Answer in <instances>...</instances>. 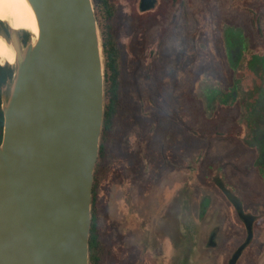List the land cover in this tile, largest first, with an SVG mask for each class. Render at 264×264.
<instances>
[{
	"label": "water",
	"instance_id": "1",
	"mask_svg": "<svg viewBox=\"0 0 264 264\" xmlns=\"http://www.w3.org/2000/svg\"><path fill=\"white\" fill-rule=\"evenodd\" d=\"M38 38L0 24L16 70L2 100L0 264H88L94 168L103 121V64L91 0H27ZM148 10L152 0H147ZM247 239L254 218L223 185Z\"/></svg>",
	"mask_w": 264,
	"mask_h": 264
},
{
	"label": "rangeland",
	"instance_id": "2",
	"mask_svg": "<svg viewBox=\"0 0 264 264\" xmlns=\"http://www.w3.org/2000/svg\"><path fill=\"white\" fill-rule=\"evenodd\" d=\"M182 1L158 0L153 13L156 21L150 23V29H153L151 31H154L157 41L165 33L184 31L188 34L189 70L186 79L181 76V72L177 75L174 72L171 74L172 83H161L162 73L158 69L157 88L151 84V89L148 90L147 87L144 88L143 80L139 83L147 97H155L156 94L155 133L149 105H146L139 120H135L133 115L123 124L118 117L114 119L109 134L111 144L108 164L103 167L98 180L94 220L102 234L108 229L115 231L123 222L128 226L136 224L141 233L145 231L153 235L155 241L161 242L163 249L165 242L173 243L170 251L172 264H202L204 261L199 252H191L187 248V241L193 242L200 237L201 246L197 250H205V255H211V249H205V243L202 244L203 241L210 240V233L202 231L203 215L200 214V206L206 196L214 197L204 224L213 220L216 208H223L218 200L220 193L211 182L213 167L218 160H226L227 152L236 137L235 132L240 128L234 126L236 122L233 121L235 113L239 111L238 101H235L236 104L227 102L224 105L215 101L217 82H229L224 54L221 52L217 55L218 50L222 51L221 32L223 27H227L225 25L230 26L227 22L236 19L241 25L250 27L246 10L262 13L264 18V0H185L188 9L185 30L181 25ZM113 4L111 9H107L92 2L94 12L97 13L95 18L101 55V32L109 29L112 23H109L107 17L111 15L114 24L119 26L124 13L125 7H115ZM241 7L245 9L242 10ZM104 11L105 16L100 17ZM1 23L11 30L6 22L0 21ZM16 32L26 34L29 41L33 40L30 33ZM242 49L244 56L238 49L237 64L245 57V46ZM169 51L167 47V52ZM240 67L241 65H237L236 69L239 70ZM10 68L14 75L16 66ZM7 92L8 90H4L1 93V105ZM129 93L132 102L136 98V91L132 86ZM165 94L171 96L178 114L187 113L188 122L184 131H187L188 140L184 149L180 147V136L169 128L172 124L180 129V121L167 122L168 111L162 98ZM224 207L226 209L227 205ZM186 215L198 220V225L185 226ZM234 230L237 248L246 234L238 222ZM224 234L229 233L225 231ZM229 246L228 243L220 246L219 264H228L235 251V248ZM212 255L217 256L216 252Z\"/></svg>",
	"mask_w": 264,
	"mask_h": 264
},
{
	"label": "flooded vegetation",
	"instance_id": "3",
	"mask_svg": "<svg viewBox=\"0 0 264 264\" xmlns=\"http://www.w3.org/2000/svg\"><path fill=\"white\" fill-rule=\"evenodd\" d=\"M91 1L101 8L111 9L113 2L115 7H125L118 28L110 15L107 17L109 23L112 22L109 29L101 32L103 119L113 123L118 117L123 124L133 115L135 120H139L146 105H149L154 122L152 129L155 133L156 94L155 97H147L139 83L143 80L144 88L147 87L148 90L151 89V84L157 88L158 69L162 73L161 83H172L171 74L174 72L176 75L181 72V76L186 79L189 70L188 34L184 31L175 34L165 33V36L157 41L154 31H151L153 29H150V23L156 21L153 13L158 0H152L148 10H144L149 6L147 0ZM185 3V0L181 2L183 10L181 25L184 30L188 21ZM246 11L250 18V27L241 25L236 19L227 22L230 26L225 25L227 27L221 28L222 51L218 50L217 55L221 52L224 54L229 82L226 81L224 84L217 82L215 101L222 105L227 102L236 104L235 101H238L239 111L235 113L233 121L236 122L234 126L240 128L235 132L236 137L234 136V143H231L227 152L228 157L225 154L226 160H218L213 167L211 182L220 193L218 200L223 208H216L213 220L204 224L214 197L206 196L200 206V214L203 215L202 231L210 233V240L203 241L202 244L205 243V249L207 247V250L211 249V255L207 253L205 255L203 253L205 250L203 252L201 249L197 250L201 246L200 237L193 242L187 241V248L191 252H199L204 261L202 264H219L222 244L228 243L235 248L237 237L233 235L236 233L234 229L237 222L239 227L244 229L246 236L231 254L228 264L248 236L243 220L221 189L222 185L241 202L244 214L254 218L252 239L243 249L236 264H264V18L262 13L257 11ZM95 15L97 16V13ZM102 16H105V11L101 13L100 17ZM24 37L25 34H19L22 42ZM244 46L245 57L237 64V51L240 49L243 55ZM167 47L170 49L169 52ZM237 65H241L239 70L236 69ZM131 86L136 91V98L132 102L129 97ZM162 98L163 105L168 111L167 122L180 121V129L172 124L169 128L180 136V147L184 149L188 140L187 131H184L188 122L187 113L178 114L176 105L168 94ZM106 125L105 122V127ZM107 127L110 128V124ZM224 205H227L226 209ZM197 221L189 215H186L184 220L187 224L185 226L197 224ZM123 223L119 224L115 231L108 229L102 234L97 222L92 221L88 239V264H172L170 251L173 243L165 242L163 249L161 242L155 241L153 235L145 231L141 233L136 224L128 226ZM225 231L229 234H224ZM215 252L217 256L212 255Z\"/></svg>",
	"mask_w": 264,
	"mask_h": 264
},
{
	"label": "bare ground",
	"instance_id": "4",
	"mask_svg": "<svg viewBox=\"0 0 264 264\" xmlns=\"http://www.w3.org/2000/svg\"><path fill=\"white\" fill-rule=\"evenodd\" d=\"M0 21L6 22L14 31H24L38 38V25L35 14L27 0H0ZM15 66V53L9 43L0 37V66Z\"/></svg>",
	"mask_w": 264,
	"mask_h": 264
},
{
	"label": "trees",
	"instance_id": "5",
	"mask_svg": "<svg viewBox=\"0 0 264 264\" xmlns=\"http://www.w3.org/2000/svg\"><path fill=\"white\" fill-rule=\"evenodd\" d=\"M95 13V12H94ZM96 16V15H95ZM1 25L4 27V25L1 23ZM8 30L7 28H5ZM29 42L28 36L25 34V37L23 39V44L26 45ZM13 78L12 69L10 66H0V98L1 93L4 91L7 86L10 84ZM106 124H110V128L105 127ZM3 112L1 109V99H0V143L2 140V133H3ZM113 126V123L111 121L108 122V120L102 121V128H101V136L99 141V149H98V159L94 168V181H93V188H92V205H91V224L94 220L95 215V198L97 196V190H98V180L100 175L102 174L103 167L106 165L107 167V160H108V153H109V146L111 144L109 134L111 133V128Z\"/></svg>",
	"mask_w": 264,
	"mask_h": 264
}]
</instances>
